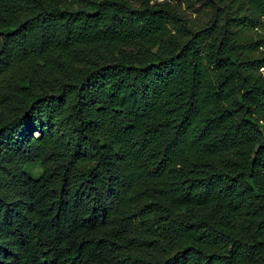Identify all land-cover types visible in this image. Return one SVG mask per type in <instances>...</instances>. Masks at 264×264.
<instances>
[{
	"label": "trees",
	"instance_id": "1",
	"mask_svg": "<svg viewBox=\"0 0 264 264\" xmlns=\"http://www.w3.org/2000/svg\"><path fill=\"white\" fill-rule=\"evenodd\" d=\"M0 264H264V0H0Z\"/></svg>",
	"mask_w": 264,
	"mask_h": 264
},
{
	"label": "rangeland",
	"instance_id": "2",
	"mask_svg": "<svg viewBox=\"0 0 264 264\" xmlns=\"http://www.w3.org/2000/svg\"><path fill=\"white\" fill-rule=\"evenodd\" d=\"M56 1H58V0H56ZM174 1H175V2H178L179 0H174ZM124 50H125V51H128V50H130V49H129V48H125ZM116 56H117V54H114L113 57L115 58Z\"/></svg>",
	"mask_w": 264,
	"mask_h": 264
}]
</instances>
